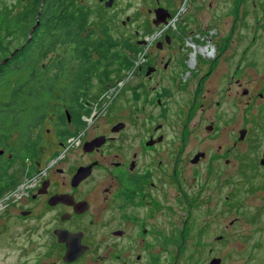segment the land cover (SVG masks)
<instances>
[{
    "label": "flooded vegetation",
    "instance_id": "flooded-vegetation-1",
    "mask_svg": "<svg viewBox=\"0 0 264 264\" xmlns=\"http://www.w3.org/2000/svg\"><path fill=\"white\" fill-rule=\"evenodd\" d=\"M99 1L105 5L106 0ZM158 7L169 13L162 14L166 23L158 26H168L157 37H145L147 44L137 39L146 50L137 66L141 80L123 85L129 87V102L121 90L105 111L91 112V122L73 108L75 101L55 107L35 128L39 151L34 155L23 150L15 156L13 142L23 136L19 130L4 138L0 264L9 259L8 264H159L161 258H173L175 248L182 256L192 233L204 237L202 228L191 225L192 205L200 209L197 221L205 218L206 206L192 203L193 193L184 195L190 178L196 179L203 166L219 174L222 161L225 171L233 166L226 172L230 177L234 167L255 174L264 170V151L257 163L250 123L241 127L238 138L234 127L227 138H214L224 103L234 122V0H153L147 10L155 27ZM204 8L212 10L220 63L213 47L211 60L201 54L191 59L194 47L205 44L194 35L204 28L193 25L199 22L195 11ZM227 17L231 26L223 25ZM173 25L180 26L179 32ZM179 33H186L184 40ZM25 55L27 61L29 52ZM181 67L185 72L179 79ZM251 89H243L245 112L255 110L256 97H264ZM144 90L150 96L143 100ZM256 124L264 126V120ZM234 155L242 159L234 163ZM21 159L28 169L15 168ZM176 227H182L178 241Z\"/></svg>",
    "mask_w": 264,
    "mask_h": 264
},
{
    "label": "rangeland",
    "instance_id": "rangeland-1",
    "mask_svg": "<svg viewBox=\"0 0 264 264\" xmlns=\"http://www.w3.org/2000/svg\"><path fill=\"white\" fill-rule=\"evenodd\" d=\"M73 1L90 9V29L93 30L91 40L100 37L104 27H108L109 31L121 40L129 38L135 41L145 37H157L168 26L155 27L153 24V16L147 10L153 0H115L111 7L105 6L99 0ZM31 4L32 0H0V13L6 11L10 15L19 14ZM182 9H184V5ZM188 11H191L189 7ZM211 11L208 8L195 11V16L199 17V22L193 25L198 26L200 24L204 30L194 35H198L197 39L205 43L200 46L209 44L215 49V59L220 63L219 49L214 44V37L218 34H216L215 29H212L214 25L210 24V21L214 20ZM127 17H130V20L123 24V20H126ZM229 20L230 18L227 17L223 25L231 26ZM179 27L173 25V29L178 30L177 32H179ZM219 30L222 35L227 36L225 30L221 28ZM185 34L179 33L180 39L184 40ZM200 46L194 47L191 54L192 61L196 48ZM141 50L134 70L130 74L127 73L128 75L124 80L121 81L122 74L113 76L112 80L105 84L108 85V88L95 96L93 101L88 97L81 100L83 104L92 109V114L101 110L105 111L121 90H123L122 94L125 95V99L128 102L131 100L129 87L123 88V85L127 81L131 85H135L141 80L137 66L142 61V54L145 52L146 46H142ZM204 57L208 60L213 58L205 55ZM184 72L185 67L179 68L177 77L182 79ZM236 79H239L241 86L236 82ZM249 87L254 90L253 93L256 96L259 92H264V0H234V124L229 122L230 108H228L227 103H224L219 116V132L216 137L213 136L219 139L227 138L230 129L234 127V137L238 138L241 127L248 126L250 123L249 127H252L251 138L256 143L253 148L256 150L258 163L259 159L263 157L262 152L264 151V126L256 123H261L264 120V97H256L254 100L257 105L255 110L245 112L248 104L243 89ZM98 88L99 83L95 79L91 94L96 95L99 91ZM238 90L240 93H237ZM148 96L150 94L144 90L142 99L144 100ZM52 106V108L55 107V101ZM52 108L50 113L53 111ZM92 114L85 119L91 122ZM46 126L50 125L47 124ZM216 142L219 143L220 141ZM239 159L242 158L234 155V163ZM221 163L224 165L223 161L219 162V174L214 168L209 166L204 168L205 166H203L200 169L201 174L196 179L195 177L190 178L188 182L190 187L184 188V195L193 193V199L190 198L192 203L194 201L201 202L206 206L207 212L204 209L205 218L202 217L199 221L195 219V215L197 212L200 213V209L196 205L191 207V225L202 228L200 233L202 235L204 232V237H198L192 233L188 244L186 243L183 248L182 256H177L178 251L175 248V256L173 258H161L159 264H209L213 257H222L221 264H264V170L255 174L250 170L240 172L234 167V175L230 177L226 172L232 171L233 166L228 167L225 171ZM14 166L26 170L29 164L21 159L15 161ZM220 171L223 172L220 173ZM211 207L214 208L211 209ZM173 235L177 241L180 240L182 227H176ZM220 235L223 236L222 240L218 239ZM210 249L212 252L209 251ZM11 262L12 259H9L8 263Z\"/></svg>",
    "mask_w": 264,
    "mask_h": 264
},
{
    "label": "trees",
    "instance_id": "trees-1",
    "mask_svg": "<svg viewBox=\"0 0 264 264\" xmlns=\"http://www.w3.org/2000/svg\"><path fill=\"white\" fill-rule=\"evenodd\" d=\"M89 19L90 9L73 0H32L19 14L0 13V62L20 42V49L0 65V147L19 130L23 136L13 142L15 156L23 150L34 155L39 151L35 128L54 101L55 107L75 101L80 117L90 115L92 109L83 111L81 100L93 101L113 76L122 74V81L134 70L141 52L137 39L121 40L104 27L91 40ZM95 79L99 91L92 95Z\"/></svg>",
    "mask_w": 264,
    "mask_h": 264
},
{
    "label": "water",
    "instance_id": "water-1",
    "mask_svg": "<svg viewBox=\"0 0 264 264\" xmlns=\"http://www.w3.org/2000/svg\"><path fill=\"white\" fill-rule=\"evenodd\" d=\"M102 1H103V0H102ZM114 2H115V0H106L105 5H106L107 7H111V6L113 5ZM162 14H163L165 17H166L167 15H169V13H168V9H166V8H164V7H158V8L156 9V19L154 20V23H155L157 26H158L159 24H161L162 22L166 23V21H165V19H164L165 17L162 18V17H163ZM129 20H130V17H127V19L124 20L123 23L125 24V23H126L127 21H129ZM38 23H39V21H38ZM141 42H142L143 44H147V43H148V40L144 39V40H142ZM14 53H15V51H14L10 56H12ZM10 56L4 58V59L0 62V64L6 63V62L8 61V59H9ZM245 92H247V91H245ZM240 132H241V138H243V137H244L245 130H241ZM222 238H223L222 235L218 236V239L222 240ZM221 263H222V257H213V258L209 261V264H221Z\"/></svg>",
    "mask_w": 264,
    "mask_h": 264
},
{
    "label": "bare ground",
    "instance_id": "bare-ground-1",
    "mask_svg": "<svg viewBox=\"0 0 264 264\" xmlns=\"http://www.w3.org/2000/svg\"><path fill=\"white\" fill-rule=\"evenodd\" d=\"M210 47H211V45L209 47L205 46L203 48H201V47L199 48L198 47L199 48V51L196 48V52L194 53V55L201 53V54H203L205 56L212 57L214 52L213 51H210Z\"/></svg>",
    "mask_w": 264,
    "mask_h": 264
}]
</instances>
